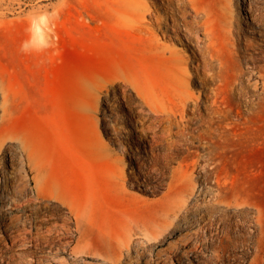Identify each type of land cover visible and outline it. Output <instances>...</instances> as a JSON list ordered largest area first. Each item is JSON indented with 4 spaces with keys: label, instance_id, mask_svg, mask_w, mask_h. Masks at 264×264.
Listing matches in <instances>:
<instances>
[{
    "label": "rangeland",
    "instance_id": "374dc122",
    "mask_svg": "<svg viewBox=\"0 0 264 264\" xmlns=\"http://www.w3.org/2000/svg\"><path fill=\"white\" fill-rule=\"evenodd\" d=\"M40 14L57 28L42 48ZM165 47L196 98L161 115ZM262 74L264 0H0L7 125L44 183L24 187L3 143L0 264H264Z\"/></svg>",
    "mask_w": 264,
    "mask_h": 264
},
{
    "label": "bare ground",
    "instance_id": "6f19581e",
    "mask_svg": "<svg viewBox=\"0 0 264 264\" xmlns=\"http://www.w3.org/2000/svg\"><path fill=\"white\" fill-rule=\"evenodd\" d=\"M243 1V0H242ZM162 2V1H161ZM173 3V2H172ZM250 3V2H249ZM165 6V5H164ZM172 8V7H171ZM134 10V9H133ZM228 10V9H227ZM175 11V10H174ZM134 12V11H133ZM228 14V13H226ZM159 15V14H158ZM181 16V15H180ZM185 16V15H184ZM187 16V15H186ZM147 17V16H146ZM188 17V16H187ZM193 17V16H192ZM196 17V16H195ZM160 18V17H159ZM186 18V17H185ZM120 19L118 16L116 17V21L120 22ZM154 19V18H153ZM152 19V20H153ZM172 19V18H171ZM184 19V17H183ZM122 21V19H121ZM133 20H128V23L132 22ZM154 21V20H153ZM186 21V20H184ZM149 22V21H148ZM152 22V21H151ZM187 22V21H186ZM28 28L30 31L28 43L34 47H46L49 45L54 44L55 38L57 37V28H56V22L53 18V16L44 14V15H34L29 16L27 19ZM160 23V22H159ZM193 23V22H192ZM252 23V22H251ZM150 24V23H149ZM148 24V25H149ZM170 24V23H169ZM187 24V23H186ZM189 24V23H188ZM253 24V23H252ZM155 25V24H154ZM174 27V26H173ZM185 27V26H184ZM183 27V28H184ZM199 27V26H198ZM131 28V27H130ZM170 29V28H169ZM157 30V29H156ZM128 32V31H127ZM158 32V31H157ZM166 34V33H165ZM196 34V33H195ZM198 34V33H197ZM186 34H184L185 36ZM164 36V35H163ZM169 36V35H168ZM188 37V36H187ZM198 37V36H197ZM199 38V37H198ZM200 39V38H199ZM181 40V39H180ZM184 40V39H183ZM188 41V40H187ZM182 44V43H181ZM165 50L168 52V56L166 57V68L169 74L173 76L174 81V87H177L175 89V95H173L171 99H169L165 104H163L162 108L160 109L161 115H165V113L173 112L178 113L182 110V108L188 103V101L196 98L192 93H190L187 89H184V83L187 81V76L183 70V66H185L186 62L180 58L179 52L176 49H168V47H165ZM157 51L159 54L164 55V50H161L160 46H157ZM204 62V61H203ZM197 63V62H196ZM205 65V64H204ZM196 67V66H195ZM197 71V70H196ZM200 71V70H199ZM262 77L264 75L262 74ZM124 80L131 83L132 80L128 76L123 77ZM191 82V81H190ZM104 86V85H102ZM11 94L10 90L4 86L2 80L0 79V147L5 143L6 141H15L17 143V158L19 159V176H20V182H22L24 187H30L31 188V182L32 179L35 182V187L38 192L42 191V186H44V183L40 180V171L37 168V165L34 163V156H36L35 151L30 147V145L27 143V141L18 133L12 131L10 128H8L7 120L10 114V100H11ZM218 97V96H217ZM264 97V96H263ZM206 98V97H205ZM147 99V98H146ZM195 102V101H194ZM191 105V104H190ZM221 105V104H220ZM200 106V105H199ZM208 107V106H206ZM192 108V107H191ZM197 109V108H196ZM220 111V110H219ZM260 117V121L264 122V107L261 106L259 111L257 112ZM198 115V114H196ZM192 120V119H191ZM197 122V121H196ZM202 133L200 136L204 137L207 134L205 131H201ZM176 143V142H175ZM14 148V147H13ZM13 160V159H12ZM18 161V160H17ZM30 171H35L36 174L31 177L29 175V169ZM31 173V172H30ZM19 183V182H18ZM20 184H18L19 186ZM21 188V185H20ZM34 189V188H33ZM21 190V189H20ZM32 192V191H31ZM12 219V218H11ZM14 219V218H13ZM179 221V220H178ZM201 222V221H200ZM19 223V222H18ZM16 224V223H15ZM14 225V224H13ZM18 225V224H16ZM23 225V224H22ZM198 225V224H197ZM184 226V225H183ZM200 226V225H199ZM198 226V227H199ZM22 227V226H21ZM189 227V226H188ZM25 228V227H24ZM196 228V227H195ZM191 229V228H190ZM194 229V228H193ZM11 230V229H10ZM13 231V230H12ZM18 231V230H17ZM194 231V230H193ZM192 231V232H193ZM197 231V230H196ZM21 232V230H20ZM175 232V231H174ZM190 232V230H189ZM182 233V232H181ZM185 233H188V231ZM178 234V233H177ZM183 234V233H182ZM184 235V234H183ZM197 235V234H196ZM179 236V235H178ZM191 236V235H190ZM192 236L193 233H192ZM185 236H180L177 240L173 238L174 240H183ZM186 238V237H185ZM192 238V237H190ZM16 240V239H15ZM181 240V241H182ZM185 240L188 241L186 238ZM175 241V243H176ZM193 241V239H192ZM191 241V242H192ZM174 242V241H173ZM171 242V243H173ZM200 242V241H199ZM171 243L166 244L170 247L172 246ZM187 243V242H186ZM195 243V242H194ZM198 244V243H197ZM190 245V244H189ZM196 245V244H195ZM201 245V244H200ZM168 246V248H169ZM177 246V245H176ZM165 247V246H164ZM180 247V246H179ZM172 248V247H171ZM187 248V246H186ZM195 248V247H194ZM193 248V249H194ZM197 248V247H196ZM162 248H160L161 250ZM180 249V248H179ZM192 249V248H191ZM159 250V252H160ZM168 250V249H167ZM172 250V249H171ZM190 250V248L188 249ZM162 252V251H161ZM164 254V251L162 252ZM156 255V254H155ZM185 255V254H184ZM155 257V256H153ZM162 257V256H161ZM182 257V256H181ZM150 258V257H149ZM148 258V259H149ZM157 258V257H156ZM155 258V259H156ZM57 259V258H56ZM147 259V258H146ZM147 259V261H148ZM152 259V258H150ZM58 260V259H57ZM61 260V259H59ZM157 260V259H156ZM65 261V260H64ZM146 261V262H147ZM153 261V259H152ZM145 262V264H147ZM59 263V262H58ZM66 263V262H65ZM143 263V262H142ZM62 264H64L62 262ZM84 264V263H83ZM89 264H92L89 262ZM150 264V263H149ZM159 264V262H158Z\"/></svg>",
    "mask_w": 264,
    "mask_h": 264
}]
</instances>
